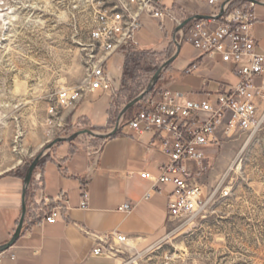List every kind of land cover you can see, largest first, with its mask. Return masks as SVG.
I'll return each instance as SVG.
<instances>
[{
    "label": "rangeland",
    "instance_id": "obj_1",
    "mask_svg": "<svg viewBox=\"0 0 264 264\" xmlns=\"http://www.w3.org/2000/svg\"><path fill=\"white\" fill-rule=\"evenodd\" d=\"M120 1L0 0V174L19 160L27 171L34 158L59 137L86 129L111 132L129 98L141 94L157 70L174 56L177 47L172 36H166L155 20L144 16V28L135 36L137 46L108 63L118 91L99 90L93 98L97 103L84 101L77 111L50 116L57 94L81 88L90 60L98 54L90 40L96 15ZM186 1L180 0L182 5ZM174 2L165 0L164 4L172 6ZM195 8L188 9L192 12ZM256 15L260 24L257 35L263 38L264 7L259 6ZM127 61L131 95L121 92L122 67L124 71ZM190 65L188 60H176L150 97L167 88L185 95L202 91L204 78L238 84L229 64L213 65L212 61L182 79L181 72ZM137 111L138 105L124 117L122 125ZM101 117L102 122L97 123ZM74 142L80 148H99L94 145L98 139L90 135ZM207 153L206 171L199 182L204 197L215 193L213 199L195 217L170 222L164 238L151 248L128 250L122 256L132 260L130 264H264V128L253 137L238 134L226 138L207 148ZM225 191L229 197L223 199Z\"/></svg>",
    "mask_w": 264,
    "mask_h": 264
},
{
    "label": "built area",
    "instance_id": "obj_2",
    "mask_svg": "<svg viewBox=\"0 0 264 264\" xmlns=\"http://www.w3.org/2000/svg\"><path fill=\"white\" fill-rule=\"evenodd\" d=\"M164 1L121 0L116 6L98 12L90 32L91 44L98 54L90 60L83 86L61 90L49 114L56 118L61 111L73 112L99 90L113 94L118 91L108 72V63L137 46L135 36L144 28L143 16L156 20L174 43L176 36L181 47L190 45L200 54L182 72L183 76L192 75L207 57L229 64L238 79L237 85L223 86L216 93L207 92L203 99H187L184 104L180 102L186 98L185 94L163 89L141 102L135 115L121 126L120 131L128 127L139 135L152 132L161 139L162 153L169 160L161 169V176L154 177L149 172L140 175L153 183L152 191L161 184L175 186L167 212L172 222L195 217L215 195L204 197L199 182L206 171L207 148L238 134L253 137L264 128V50L255 35L259 23L256 11L259 6L264 7V0H193L196 8L192 12L180 0H175L172 6ZM197 15L210 19L194 20L176 33L181 24ZM207 84L205 79L203 85ZM31 186L40 194L34 197L32 205L41 215L35 225L55 224L61 213L70 210L65 193L54 197L44 193L41 173L33 175ZM80 196V208L87 209L90 192L86 182L80 187ZM151 196L148 193L145 199ZM221 197L228 198L229 192H222ZM133 209L131 204L119 208L124 213ZM86 235L97 241L93 256L121 258L123 264L132 263L123 257L130 246L128 236L120 232L97 235L88 231ZM4 252H0V264Z\"/></svg>",
    "mask_w": 264,
    "mask_h": 264
},
{
    "label": "crops",
    "instance_id": "obj_3",
    "mask_svg": "<svg viewBox=\"0 0 264 264\" xmlns=\"http://www.w3.org/2000/svg\"><path fill=\"white\" fill-rule=\"evenodd\" d=\"M185 3L188 8L195 7L192 0ZM259 25L255 28V35L264 50V37L257 35ZM199 56L192 46L184 45L176 60L181 58L192 64ZM209 61L213 65H225L209 57L204 58L201 65ZM182 72V79H186L188 76H183ZM205 79L202 81L203 90L186 94L185 101L203 99L207 92L216 93L223 86H232L221 79L215 82L207 79L208 84L204 86ZM115 86L118 90L116 82ZM97 92L85 102L97 103L93 100ZM105 116L109 118L108 110ZM104 117L97 123L102 122ZM94 145H99V148L85 149L75 142L62 143L42 160L36 172L43 176L44 193L51 197L65 193L70 210L61 213L55 224L35 225L41 215L32 205L34 197L40 194L30 186L21 236L13 247L4 252L1 264H122L121 258L93 256L92 250L97 241L87 236L86 231L97 235L120 232L130 239V246L126 247L129 251L147 250L164 238L170 223L167 215L169 198L175 186L161 184L156 191H152L153 183L140 175L149 172L154 177L161 176V169L169 162L162 153L161 139L152 132L139 135L125 127L115 137L98 139ZM20 163L0 174V246L12 240L22 217L26 168ZM83 182H86L90 192L87 209L80 208ZM148 193L152 196L146 200ZM125 204L133 206L131 213L119 210Z\"/></svg>",
    "mask_w": 264,
    "mask_h": 264
},
{
    "label": "water",
    "instance_id": "obj_4",
    "mask_svg": "<svg viewBox=\"0 0 264 264\" xmlns=\"http://www.w3.org/2000/svg\"><path fill=\"white\" fill-rule=\"evenodd\" d=\"M249 1H255V0H249ZM210 19L209 16H204V15H197L194 17H191L189 19H187L183 24H181L177 29H176V33H178L179 31H181L186 25H188L189 23H191L194 20H208ZM176 46H177V51L174 54V56L169 59L167 62H165L158 70L157 72L154 74V76L152 77L149 85L146 87V89L139 94L136 98H134L132 101H130L128 104H126L123 109L121 110L116 126L115 128L107 133V134H100V133H96L92 130L86 129V130H81L78 131L76 133H74L72 136L69 137H59L56 140H54L51 144H49V146L41 153L39 154L37 157L34 158L33 162L30 164V166L28 167L27 171H26V175H25V179H24V192H23V212H22V217L21 220L19 222V226L12 238V240L7 243L4 246H0V252H4V251H8L11 247H13L16 242L18 241V239L21 236L22 230H23V224L25 221V217L27 214V193H28V189L31 186V182H32V178L33 175L37 169V167L39 166V164L42 162V160L45 159V157L59 144L62 143H72L74 141H76L78 138H80L81 136L84 135H90L94 138L97 139H102V140H108L111 139L113 137H115L120 129H121V125H122V121L124 119V117L134 108L136 107L138 104H140L145 97L150 94L154 88L156 87L157 83L160 81L162 74L176 61V59L178 58L180 51L182 49L181 44L177 42L176 40V36L174 37Z\"/></svg>",
    "mask_w": 264,
    "mask_h": 264
},
{
    "label": "trees",
    "instance_id": "obj_5",
    "mask_svg": "<svg viewBox=\"0 0 264 264\" xmlns=\"http://www.w3.org/2000/svg\"><path fill=\"white\" fill-rule=\"evenodd\" d=\"M138 55H143L144 56V54L143 53H140V54H138ZM135 56L137 57V54H135ZM143 56H141V57H143ZM137 59V58H136ZM137 61H139V59H137ZM137 66H139V64H137ZM139 68L138 67H136L135 68V70L137 71ZM136 71H132L133 72V74H135L136 73ZM129 76H131V72H130V69H129V66H128V61L125 63V67H124V71H123V74H122V89H121V92L123 93V94H125V95H131L133 92H132V90L130 89V87L128 86V77ZM152 93V92H151ZM151 93L150 94H148L146 97H145V99L142 101V102H144L145 100H147L148 98H150V96H151ZM134 98H133V96L132 97H130L129 98V100L130 101H132ZM141 104V103H140ZM140 104H138V108H139V105ZM39 166H40V164H39ZM38 166V167H39ZM37 167V168H38ZM36 171H37V169H36ZM36 171H35V173H36ZM34 173V174H35Z\"/></svg>",
    "mask_w": 264,
    "mask_h": 264
},
{
    "label": "bare ground",
    "instance_id": "obj_6",
    "mask_svg": "<svg viewBox=\"0 0 264 264\" xmlns=\"http://www.w3.org/2000/svg\"><path fill=\"white\" fill-rule=\"evenodd\" d=\"M20 161H18L16 164H18Z\"/></svg>",
    "mask_w": 264,
    "mask_h": 264
}]
</instances>
